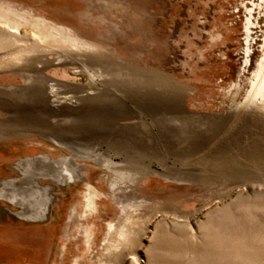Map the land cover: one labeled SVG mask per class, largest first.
Wrapping results in <instances>:
<instances>
[{"label": "rangeland", "instance_id": "374dc122", "mask_svg": "<svg viewBox=\"0 0 264 264\" xmlns=\"http://www.w3.org/2000/svg\"><path fill=\"white\" fill-rule=\"evenodd\" d=\"M0 264H264V0H0Z\"/></svg>", "mask_w": 264, "mask_h": 264}]
</instances>
